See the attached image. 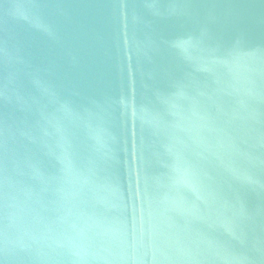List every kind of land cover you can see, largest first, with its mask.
<instances>
[{"label": "water", "instance_id": "95a60500", "mask_svg": "<svg viewBox=\"0 0 264 264\" xmlns=\"http://www.w3.org/2000/svg\"><path fill=\"white\" fill-rule=\"evenodd\" d=\"M0 264H264V0H0Z\"/></svg>", "mask_w": 264, "mask_h": 264}]
</instances>
